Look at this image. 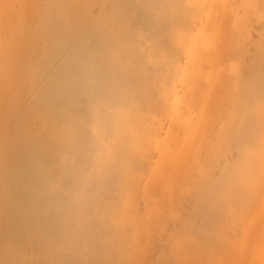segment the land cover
Masks as SVG:
<instances>
[{
  "label": "rangeland",
  "instance_id": "obj_1",
  "mask_svg": "<svg viewBox=\"0 0 264 264\" xmlns=\"http://www.w3.org/2000/svg\"><path fill=\"white\" fill-rule=\"evenodd\" d=\"M0 264H264V0H0Z\"/></svg>",
  "mask_w": 264,
  "mask_h": 264
}]
</instances>
